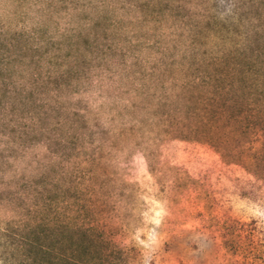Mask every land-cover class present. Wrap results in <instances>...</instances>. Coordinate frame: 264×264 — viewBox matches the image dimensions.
Returning a JSON list of instances; mask_svg holds the SVG:
<instances>
[{
    "label": "rangeland",
    "instance_id": "rangeland-1",
    "mask_svg": "<svg viewBox=\"0 0 264 264\" xmlns=\"http://www.w3.org/2000/svg\"><path fill=\"white\" fill-rule=\"evenodd\" d=\"M263 133L264 0H0V259L264 264Z\"/></svg>",
    "mask_w": 264,
    "mask_h": 264
},
{
    "label": "trees",
    "instance_id": "trees-1",
    "mask_svg": "<svg viewBox=\"0 0 264 264\" xmlns=\"http://www.w3.org/2000/svg\"><path fill=\"white\" fill-rule=\"evenodd\" d=\"M205 121L204 117L199 123ZM215 129L217 128L211 130V134ZM197 130L198 128L193 131ZM257 140L261 143V147L255 150L251 158H258L260 154H264V133L260 134ZM29 230L30 236L22 242L13 243L11 254L4 255L0 259V264H114L107 259L109 256L103 249L104 241L96 240L87 227L77 229L83 234V238L76 241L73 240V236L70 237L71 242L67 248L62 247L61 241L55 235L59 230L58 224L42 219L30 226Z\"/></svg>",
    "mask_w": 264,
    "mask_h": 264
}]
</instances>
